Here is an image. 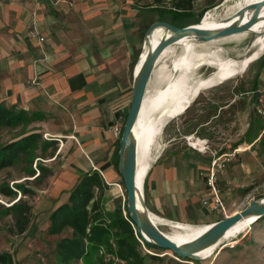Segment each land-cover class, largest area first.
<instances>
[{
	"label": "crops",
	"instance_id": "obj_1",
	"mask_svg": "<svg viewBox=\"0 0 264 264\" xmlns=\"http://www.w3.org/2000/svg\"><path fill=\"white\" fill-rule=\"evenodd\" d=\"M158 8L154 0H0V102L37 115L41 131L61 142L46 165L69 156L59 170L79 177L97 169L110 183L121 137L115 127L131 105L145 32L156 20L172 22ZM33 25L40 37L29 35ZM195 150L152 162L143 186L154 216L192 224L223 218L202 203L210 196L201 172L211 160ZM226 173L218 172L219 190L234 178ZM67 198L66 191L59 202Z\"/></svg>",
	"mask_w": 264,
	"mask_h": 264
},
{
	"label": "rangeland",
	"instance_id": "obj_2",
	"mask_svg": "<svg viewBox=\"0 0 264 264\" xmlns=\"http://www.w3.org/2000/svg\"><path fill=\"white\" fill-rule=\"evenodd\" d=\"M191 1L192 13L184 17L169 10L174 8L176 0H154L161 7L156 10L161 17L174 20L178 25L198 23L207 11H212L219 19L223 18L233 3L232 0ZM252 37L253 33L241 41L225 43V55L235 57L242 53L250 45ZM214 70L207 65L199 69V74L207 76ZM153 85L152 82L151 89ZM200 92L196 93L191 105L190 101L186 113L184 111V114L170 120L161 131L160 140L164 145L157 161L162 156L180 155L184 146H190L185 136L191 133L207 140L206 152L196 149L194 153L203 160H212L222 152L232 154L223 170L234 178L220 190L227 215H230L243 210L253 200L264 198L262 146L256 144L254 148L236 151L233 155L239 146H252V142L259 139V117L262 113L257 111V106L264 110V53L235 74H230L219 85ZM29 115L14 124L0 122V148L28 133L41 134L10 166L0 168V253L10 252L12 264H129L115 255L113 233L107 242L89 245V253L81 259L69 263L62 261L57 243L61 238L71 236L72 229L66 228L60 234L50 233L49 217L63 193L70 192L81 175L77 177L75 172L59 170L58 167L69 156L63 155L50 165L45 164L48 157L55 155L59 147L56 143L61 142L41 131L39 121L29 120ZM108 180L110 187L102 197L103 209L109 212L121 203L125 214L127 192L118 167ZM24 210L29 223L25 232L19 233L17 218H23ZM160 228L165 232L172 231L169 226L160 225ZM140 242L139 249L145 257V264H264V219L232 236L204 259L180 258L172 250L148 248L141 238ZM151 254L156 257H151Z\"/></svg>",
	"mask_w": 264,
	"mask_h": 264
},
{
	"label": "bare ground",
	"instance_id": "obj_3",
	"mask_svg": "<svg viewBox=\"0 0 264 264\" xmlns=\"http://www.w3.org/2000/svg\"><path fill=\"white\" fill-rule=\"evenodd\" d=\"M229 1V0H227ZM228 12L223 18H218L212 11H207L201 20L196 23L199 27L219 28L232 22L239 21L236 17L228 21L231 16L248 5L264 0H232ZM254 8L247 9L243 22H246L253 14ZM261 17L248 30L219 37L206 42H199L195 35L185 37L177 43L168 46L159 57L151 80L148 84L142 108L134 126L133 133L137 142V192L139 196V208L148 214L153 222L171 227V232H164L170 239L178 244H184L201 235L213 223L192 224L186 222L171 221L154 216L153 213L142 204L144 194L143 181L152 162L158 159L163 143L160 140L161 131L166 124L181 115L189 105L196 91L206 89L219 84L227 79L230 74H235L245 64H248L264 53V7ZM228 21V22H227ZM165 31L158 28L151 35L152 45H156ZM253 33L250 45L235 57L226 56L223 45L227 42L241 41ZM148 48L143 52L146 56ZM213 67L215 70L205 76L199 74V69L204 66ZM139 65L137 66V68ZM154 83L153 89L151 84ZM193 138V137H191ZM190 145L206 152L207 146L204 140L195 138ZM251 145L239 146L238 151H246ZM255 217L242 218L233 225L219 245H212L198 254L199 259H204L214 253L220 246L225 244L232 236L251 227L257 222Z\"/></svg>",
	"mask_w": 264,
	"mask_h": 264
},
{
	"label": "trees",
	"instance_id": "obj_4",
	"mask_svg": "<svg viewBox=\"0 0 264 264\" xmlns=\"http://www.w3.org/2000/svg\"><path fill=\"white\" fill-rule=\"evenodd\" d=\"M192 8L191 0H176L174 8L169 10L176 15L188 17L192 13ZM171 23L180 27L186 26L178 25L174 20ZM26 115L29 114L24 109H18L15 105L7 106L5 102H0V122L14 124ZM29 116V120L38 118L35 114ZM259 118L261 124L259 139L252 142L251 147L254 148L256 144H260L264 150V116L260 115ZM40 137L39 132H31L1 147L0 168L10 166L20 153L28 150ZM120 143L121 137L118 140L116 150V166L118 169ZM109 187L110 185L105 181L99 170L87 171L80 176L69 192L68 200L58 205L51 212L49 217L50 233L60 234L66 228L72 229L71 236H65L57 243V250L63 262L69 263L71 260L81 259L89 253V245L95 246L107 242L109 240L108 236L113 233L116 244L113 251L118 258L129 264H145V257L139 249L140 238L142 239V237L138 234L137 226L128 213L127 205L125 214L121 203L109 212L103 209L102 197ZM262 219H264V216H261L257 222ZM28 223L29 218L26 210H24L23 218H17L18 232L24 233ZM144 244L148 248H160L145 241ZM151 257L155 258L156 255L151 254ZM12 262L13 258L10 252L0 253V264H12Z\"/></svg>",
	"mask_w": 264,
	"mask_h": 264
},
{
	"label": "water",
	"instance_id": "obj_5",
	"mask_svg": "<svg viewBox=\"0 0 264 264\" xmlns=\"http://www.w3.org/2000/svg\"><path fill=\"white\" fill-rule=\"evenodd\" d=\"M263 7L264 1L248 5L246 8L239 10L236 14L231 16L228 20L230 22L236 17H239V21L232 22L231 24L219 28L210 29L199 27L196 23L180 27L165 20H156L145 32L143 48L134 72L131 105L126 116L121 136L119 170L127 192V210L137 226L138 234L145 242L162 249L172 250L180 258L199 259L197 253L212 245H219L229 229L242 218L248 219L255 217L254 219L258 220L261 216H264V198L253 200L243 210L214 222L210 228L193 240L184 244L176 243L160 230L148 214L139 208V196L137 192V142L133 129L140 114L144 96L158 59L168 46L177 43L185 37L193 35L197 37L199 42H206L248 30L261 17L260 12ZM248 8H254V12L246 22H243ZM158 28H163L165 33L156 45H152L150 37ZM146 48H148L146 56L142 58V54L146 51ZM138 65L139 67L137 68ZM142 204L149 209L146 197L143 196V194Z\"/></svg>",
	"mask_w": 264,
	"mask_h": 264
},
{
	"label": "built area",
	"instance_id": "obj_6",
	"mask_svg": "<svg viewBox=\"0 0 264 264\" xmlns=\"http://www.w3.org/2000/svg\"><path fill=\"white\" fill-rule=\"evenodd\" d=\"M29 35L33 37L41 36L40 31L35 25L29 29ZM257 111L262 113L260 115L264 116V110L261 109L259 105L257 106ZM115 130L121 134L122 127L116 126ZM236 151H238L237 148L235 149L233 155H235ZM231 156L232 154L230 153H221L218 156H213L207 172H201V174L206 177L210 196L209 198H203L202 203L208 206L211 211L223 214L225 216H228L227 209L217 186V175L219 171H222L226 167V163L231 160Z\"/></svg>",
	"mask_w": 264,
	"mask_h": 264
}]
</instances>
